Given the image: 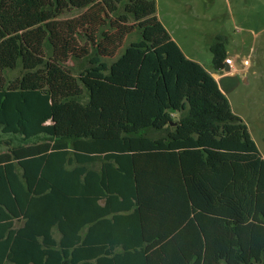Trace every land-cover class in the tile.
<instances>
[{
    "label": "trees",
    "instance_id": "obj_1",
    "mask_svg": "<svg viewBox=\"0 0 264 264\" xmlns=\"http://www.w3.org/2000/svg\"><path fill=\"white\" fill-rule=\"evenodd\" d=\"M0 133V264H264V159L155 0H0Z\"/></svg>",
    "mask_w": 264,
    "mask_h": 264
},
{
    "label": "rangeland",
    "instance_id": "obj_2",
    "mask_svg": "<svg viewBox=\"0 0 264 264\" xmlns=\"http://www.w3.org/2000/svg\"><path fill=\"white\" fill-rule=\"evenodd\" d=\"M155 6L158 20L184 56L209 74L214 72L210 51L213 36L225 37V52L233 60L235 70L222 69L216 73L225 74L221 83L227 101L247 125L259 155L264 158V0H155ZM77 12H65L61 18ZM136 46L144 51L151 49L133 32L124 39L114 58L122 55L126 47ZM113 61L92 57L82 66L80 74L104 76ZM243 61H247L246 66ZM21 72L18 66L8 70L6 78L12 80L21 76ZM4 140L0 133V151L5 149Z\"/></svg>",
    "mask_w": 264,
    "mask_h": 264
},
{
    "label": "crops",
    "instance_id": "obj_3",
    "mask_svg": "<svg viewBox=\"0 0 264 264\" xmlns=\"http://www.w3.org/2000/svg\"><path fill=\"white\" fill-rule=\"evenodd\" d=\"M216 34H214L213 36V39L215 37ZM171 36V35H170ZM171 39H174L172 36H171ZM223 69H226V64H224V67ZM214 70V69H213ZM222 70V69H221ZM227 70V69H226ZM217 70H214V72H210L211 76L213 77V79L216 81L220 91L224 94V96L226 95V92H225V88L223 87L222 83H221V79L222 77L225 76V74H222L221 76L219 74L216 73ZM226 97V96H225ZM229 102V100H228ZM231 106V105H230ZM235 112V111H234ZM237 115H239V113L235 112ZM240 116V115H239ZM241 117V116H240ZM263 158V157H262ZM264 159V158H263Z\"/></svg>",
    "mask_w": 264,
    "mask_h": 264
},
{
    "label": "built area",
    "instance_id": "obj_4",
    "mask_svg": "<svg viewBox=\"0 0 264 264\" xmlns=\"http://www.w3.org/2000/svg\"><path fill=\"white\" fill-rule=\"evenodd\" d=\"M224 63L228 66L229 70H235L234 62H233V60L230 57H226L225 60H224ZM242 65L246 66L247 65V61H243Z\"/></svg>",
    "mask_w": 264,
    "mask_h": 264
},
{
    "label": "water",
    "instance_id": "obj_5",
    "mask_svg": "<svg viewBox=\"0 0 264 264\" xmlns=\"http://www.w3.org/2000/svg\"><path fill=\"white\" fill-rule=\"evenodd\" d=\"M226 69H229L227 65H226Z\"/></svg>",
    "mask_w": 264,
    "mask_h": 264
}]
</instances>
